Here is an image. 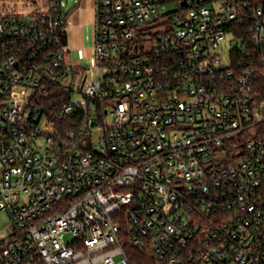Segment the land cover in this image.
Instances as JSON below:
<instances>
[{"label": "built area", "instance_id": "2783aa9c", "mask_svg": "<svg viewBox=\"0 0 264 264\" xmlns=\"http://www.w3.org/2000/svg\"><path fill=\"white\" fill-rule=\"evenodd\" d=\"M4 1L0 264H264V0H96L79 65Z\"/></svg>", "mask_w": 264, "mask_h": 264}, {"label": "crops", "instance_id": "0c3cea01", "mask_svg": "<svg viewBox=\"0 0 264 264\" xmlns=\"http://www.w3.org/2000/svg\"><path fill=\"white\" fill-rule=\"evenodd\" d=\"M67 20V45L75 65L92 64L96 0H77Z\"/></svg>", "mask_w": 264, "mask_h": 264}, {"label": "trees", "instance_id": "16d2710c", "mask_svg": "<svg viewBox=\"0 0 264 264\" xmlns=\"http://www.w3.org/2000/svg\"><path fill=\"white\" fill-rule=\"evenodd\" d=\"M70 13H71V11H69V12L65 11L64 18L67 19ZM249 13H251V12L249 11ZM248 18H250L249 21H251V19H252V23H253V18L251 17V14H248ZM249 21L247 22L248 24H249ZM240 34L246 36V34H248V30L247 29H242ZM62 43L63 44L67 43V33L63 34ZM249 46L252 47V57H253L252 60L256 64L257 60H256V57L254 55L253 45L249 44ZM255 69H259L257 67V65H256ZM257 75H258V78L260 80H262L261 79L262 78V74H261L260 71L257 72ZM53 98L54 97H52V95L48 96V97L40 96V101L44 102V104L48 105L49 109H50L51 108L50 104H51V101H52ZM59 98L64 99V100L66 99L62 95L61 96L60 95L55 96V99H59ZM56 111H57L56 109L51 108L49 113L56 114ZM63 120H68V119L64 118ZM58 126H59V129L61 131H64L68 125H66V123H64V126L63 125H58ZM125 249H126V252H127L132 264H155L156 263L154 258H152L149 255H147L145 253V251L143 249L139 248V247H136L134 245L126 243L125 244Z\"/></svg>", "mask_w": 264, "mask_h": 264}, {"label": "rangeland", "instance_id": "374dc122", "mask_svg": "<svg viewBox=\"0 0 264 264\" xmlns=\"http://www.w3.org/2000/svg\"><path fill=\"white\" fill-rule=\"evenodd\" d=\"M4 1V0H3ZM4 4L7 6H11V9H15L17 12L28 13L34 10L35 7L40 8L45 4V0H5ZM77 4V0H62V5L66 12L72 10ZM0 6L3 7V3H0ZM157 26L154 25L152 32L155 31ZM229 45H224L223 48L226 49ZM227 61L225 55L222 57V62L225 63ZM94 75H98L99 71L96 68L94 70ZM9 221H11L10 216L6 212H0V231L5 230ZM70 238V237H68Z\"/></svg>", "mask_w": 264, "mask_h": 264}]
</instances>
